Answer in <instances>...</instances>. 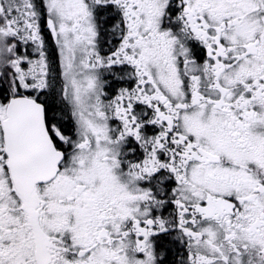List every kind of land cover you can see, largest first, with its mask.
Returning <instances> with one entry per match:
<instances>
[{
	"label": "snow or ice",
	"instance_id": "snow-or-ice-1",
	"mask_svg": "<svg viewBox=\"0 0 264 264\" xmlns=\"http://www.w3.org/2000/svg\"><path fill=\"white\" fill-rule=\"evenodd\" d=\"M0 264H264V0H0Z\"/></svg>",
	"mask_w": 264,
	"mask_h": 264
}]
</instances>
